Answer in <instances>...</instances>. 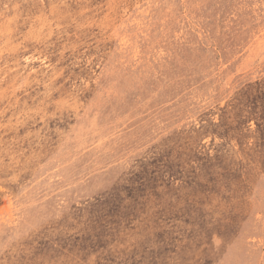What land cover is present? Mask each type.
I'll use <instances>...</instances> for the list:
<instances>
[{
  "label": "rangeland",
  "instance_id": "rangeland-1",
  "mask_svg": "<svg viewBox=\"0 0 264 264\" xmlns=\"http://www.w3.org/2000/svg\"><path fill=\"white\" fill-rule=\"evenodd\" d=\"M0 264H264V0H0Z\"/></svg>",
  "mask_w": 264,
  "mask_h": 264
}]
</instances>
